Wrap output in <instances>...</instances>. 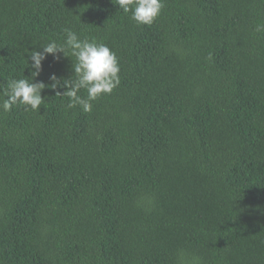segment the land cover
Wrapping results in <instances>:
<instances>
[{"label": "trees", "instance_id": "obj_1", "mask_svg": "<svg viewBox=\"0 0 264 264\" xmlns=\"http://www.w3.org/2000/svg\"><path fill=\"white\" fill-rule=\"evenodd\" d=\"M163 4L0 0V104L65 29L120 68L88 113L0 109V264H264V0ZM57 56L36 80L76 79Z\"/></svg>", "mask_w": 264, "mask_h": 264}, {"label": "clouds", "instance_id": "obj_2", "mask_svg": "<svg viewBox=\"0 0 264 264\" xmlns=\"http://www.w3.org/2000/svg\"><path fill=\"white\" fill-rule=\"evenodd\" d=\"M117 5L123 12H131V19L140 25H151L164 6L163 0H117ZM65 33L66 39L63 44L50 41L40 47L42 51L35 49L30 51V75L7 81L5 92L7 98L0 104V109L8 112L14 106L23 105L26 111L29 109L38 111V106L45 103V97L40 94L42 90L62 88L64 91L61 94L69 99L68 108L80 106L83 112L88 113L92 110V101L102 94H110L119 85V63L116 54L106 44L80 39L70 29H65ZM57 53L62 54L63 57H67L70 53L75 57L72 71L76 79L57 78L52 74L49 77L52 81L50 84L36 80L46 56L51 55L54 59L62 58L57 56ZM81 89L86 90V98L78 95Z\"/></svg>", "mask_w": 264, "mask_h": 264}]
</instances>
